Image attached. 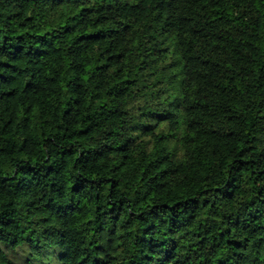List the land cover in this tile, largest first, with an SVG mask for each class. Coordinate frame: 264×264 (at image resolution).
<instances>
[{"label": "trees", "instance_id": "16d2710c", "mask_svg": "<svg viewBox=\"0 0 264 264\" xmlns=\"http://www.w3.org/2000/svg\"><path fill=\"white\" fill-rule=\"evenodd\" d=\"M185 5L0 0V264H264V0L194 99Z\"/></svg>", "mask_w": 264, "mask_h": 264}, {"label": "rangeland", "instance_id": "374dc122", "mask_svg": "<svg viewBox=\"0 0 264 264\" xmlns=\"http://www.w3.org/2000/svg\"><path fill=\"white\" fill-rule=\"evenodd\" d=\"M182 12L180 13L184 27L189 38L199 41L200 52L192 54L187 49L184 53L188 60L189 70V94L194 99L198 93L205 87L208 73L209 50L212 45L222 43L228 49L233 47L234 39L240 34V31L234 28H227L224 23H215L208 16V11L201 8V2L204 0H180L184 2ZM215 6L220 7H238L242 14L247 15L250 8L254 5V0H210ZM191 9L195 13H191ZM198 115L197 136L204 138L208 132V124L214 119V113L204 111L198 106L195 107ZM25 254V253H23ZM26 255V254H25ZM56 255H50L47 264H58ZM60 263V262H59Z\"/></svg>", "mask_w": 264, "mask_h": 264}]
</instances>
